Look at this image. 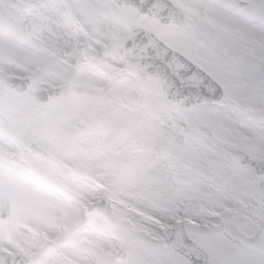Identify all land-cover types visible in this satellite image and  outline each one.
I'll return each instance as SVG.
<instances>
[{"label": "snow or ice", "instance_id": "1", "mask_svg": "<svg viewBox=\"0 0 264 264\" xmlns=\"http://www.w3.org/2000/svg\"><path fill=\"white\" fill-rule=\"evenodd\" d=\"M0 264H264V0H0Z\"/></svg>", "mask_w": 264, "mask_h": 264}]
</instances>
